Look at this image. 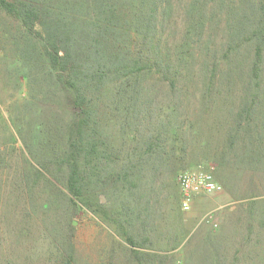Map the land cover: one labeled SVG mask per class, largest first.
<instances>
[{
    "label": "trees",
    "instance_id": "trees-1",
    "mask_svg": "<svg viewBox=\"0 0 264 264\" xmlns=\"http://www.w3.org/2000/svg\"><path fill=\"white\" fill-rule=\"evenodd\" d=\"M175 1L187 21L179 49L164 31L172 0H0V47L9 45L26 69L28 99L10 121L27 153L28 168L17 171L18 186L30 205L32 197L45 195L46 207L60 212L62 221L52 222L57 237L77 202L97 213L100 198L117 200L120 193L134 198L147 173L161 176L172 165L175 148L163 141L168 132L145 125L149 117L140 114L146 105L140 100L152 95L145 86L153 81H169L175 93L189 79L192 56L182 51L190 48V34L200 44L211 39L204 33L225 32L221 49L206 52L212 54L210 78L223 60L249 45L253 55L247 77L264 82V0ZM128 96L142 108L114 105L129 101ZM246 103L237 117L249 121L259 103L250 102V108ZM129 109L135 115L131 123ZM113 118L121 122L118 134L110 130ZM180 147L182 153L187 150L186 144ZM58 185H64L65 195ZM23 210L22 222L34 223L28 207ZM124 210L129 223L133 208ZM102 215L104 222L122 227L109 213ZM121 234L137 257L133 238ZM57 237L51 238L53 264H64L65 239Z\"/></svg>",
    "mask_w": 264,
    "mask_h": 264
},
{
    "label": "rangeland",
    "instance_id": "rangeland-1",
    "mask_svg": "<svg viewBox=\"0 0 264 264\" xmlns=\"http://www.w3.org/2000/svg\"><path fill=\"white\" fill-rule=\"evenodd\" d=\"M179 5L172 0L165 15L170 24L164 31L171 34L169 44L175 49L182 44L187 22ZM224 34L222 29L204 33L203 38L211 39L208 43L203 39L200 44L193 43L192 34L187 37L190 48L181 51L192 56V69L189 79L178 84L179 91L173 93L169 81H153L145 86L152 95L141 97L140 103L146 105L140 114L147 112L145 125L155 124L156 129L162 127L160 132H168L163 136L164 144L176 152L169 169H163L161 176L147 173L134 198L126 193H120L117 200L100 198L97 213L83 209L77 202L58 237L52 222L62 221L60 212L46 207L45 195L32 197L30 205L18 186L17 171L28 168L27 153L10 121L27 98L26 69L9 45H1L0 264H53L54 237L65 239L64 264H264V82L247 77L253 55L249 45L241 46L236 57L223 60L214 78L209 77L212 54L206 52L221 49ZM133 98L114 105L120 109L142 108ZM254 100L259 106L252 109L249 121L238 118L246 102L250 108ZM117 114L124 116L121 111ZM128 114L131 123L135 115L131 110ZM113 119L115 125L110 130L118 134L121 122ZM125 129L133 134L132 127ZM250 130L253 132L248 134ZM185 144L187 150L182 153L179 148ZM197 169L209 171L222 191L203 194L212 198L207 211L192 202L184 213L180 209L178 177ZM58 187L65 195L64 185ZM55 192L61 195L59 188ZM128 205L134 211L129 223L124 216ZM25 206L34 223L22 222ZM193 210L201 217L208 214L197 220L192 217ZM104 212L122 227L104 222ZM122 231L137 244V257L130 253Z\"/></svg>",
    "mask_w": 264,
    "mask_h": 264
},
{
    "label": "built area",
    "instance_id": "built-area-1",
    "mask_svg": "<svg viewBox=\"0 0 264 264\" xmlns=\"http://www.w3.org/2000/svg\"><path fill=\"white\" fill-rule=\"evenodd\" d=\"M178 187L181 194L180 209L187 213L198 194H214L222 191V187L214 181L212 174L203 169L187 170L178 177Z\"/></svg>",
    "mask_w": 264,
    "mask_h": 264
},
{
    "label": "crops",
    "instance_id": "crops-1",
    "mask_svg": "<svg viewBox=\"0 0 264 264\" xmlns=\"http://www.w3.org/2000/svg\"><path fill=\"white\" fill-rule=\"evenodd\" d=\"M208 195H210V194H208ZM211 201H212V198L210 197V196H204L203 194H198V195H196L195 197H194V200H193V202H194V204H195V206H200V208L201 209H203L204 211H207V209L206 208H209L210 207V203H211ZM194 208V207H193ZM192 208V209H193ZM211 208V207H210ZM203 211V212H204ZM206 214H208V213H205L202 217H201V213H197V211L196 210H193V212H192V217H194L195 219H199V220H202L205 216H206ZM197 219V220H198Z\"/></svg>",
    "mask_w": 264,
    "mask_h": 264
}]
</instances>
